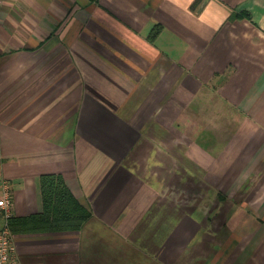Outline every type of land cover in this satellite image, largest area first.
<instances>
[{
	"label": "crops",
	"instance_id": "0c3cea01",
	"mask_svg": "<svg viewBox=\"0 0 264 264\" xmlns=\"http://www.w3.org/2000/svg\"><path fill=\"white\" fill-rule=\"evenodd\" d=\"M44 174L91 216L23 264H264V0H0L15 218Z\"/></svg>",
	"mask_w": 264,
	"mask_h": 264
},
{
	"label": "trees",
	"instance_id": "16d2710c",
	"mask_svg": "<svg viewBox=\"0 0 264 264\" xmlns=\"http://www.w3.org/2000/svg\"><path fill=\"white\" fill-rule=\"evenodd\" d=\"M41 190L44 210L37 215L20 218L13 216L10 226L24 223L34 227L43 224L54 229H79L91 216V209L82 204L70 191L61 175L44 174L41 177Z\"/></svg>",
	"mask_w": 264,
	"mask_h": 264
},
{
	"label": "built area",
	"instance_id": "2783aa9c",
	"mask_svg": "<svg viewBox=\"0 0 264 264\" xmlns=\"http://www.w3.org/2000/svg\"><path fill=\"white\" fill-rule=\"evenodd\" d=\"M0 264H23L18 253L14 231L9 220L14 216L12 184L8 180L0 183Z\"/></svg>",
	"mask_w": 264,
	"mask_h": 264
}]
</instances>
